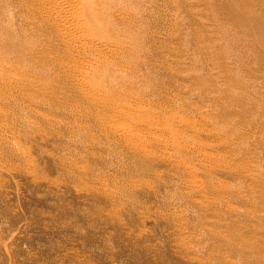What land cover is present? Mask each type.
I'll return each mask as SVG.
<instances>
[{"label": "rangeland", "instance_id": "374dc122", "mask_svg": "<svg viewBox=\"0 0 264 264\" xmlns=\"http://www.w3.org/2000/svg\"><path fill=\"white\" fill-rule=\"evenodd\" d=\"M105 1L0 0V264H264V0Z\"/></svg>", "mask_w": 264, "mask_h": 264}, {"label": "bare ground", "instance_id": "6f19581e", "mask_svg": "<svg viewBox=\"0 0 264 264\" xmlns=\"http://www.w3.org/2000/svg\"><path fill=\"white\" fill-rule=\"evenodd\" d=\"M68 2H70L72 5H73V7H74V13L71 15V17H70V19H71V21H72V23H73V25L78 29V30H81V31H85V32H87V30L86 29H91V28H95V21L93 20V17H92V15L90 14V12H89V14L87 13V11H86V8H85V4H95V8H93V9H96V11L98 12V14H100L101 16H102V18H104V19H106L105 17H107L105 14H104V12L102 11V8H103V5H104V3L106 2L105 0V2L103 3L101 0H67ZM51 3V2H50ZM107 3V2H106ZM105 3V4H106ZM53 5H55V4H53ZM105 7V6H104ZM51 13H52V16H54L55 14L52 12V10H51ZM99 15V16H100ZM96 16V15H95ZM99 19H101V17L99 18ZM103 19V20H104ZM107 19H108V17H107ZM102 20V21H103ZM110 20V19H109ZM108 20V21H109ZM93 21V22H92ZM99 21V20H98ZM100 22H101V20H100ZM102 24H103V22H102ZM106 25V24H105ZM107 26V25H106ZM107 30H108V28H107ZM77 35V34H76ZM76 39H78V40H83L84 41V43H85V41L86 40H89V39H86V38H84V36H79V35H77V37H76ZM90 44L92 45V42H90Z\"/></svg>", "mask_w": 264, "mask_h": 264}]
</instances>
